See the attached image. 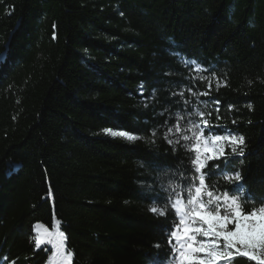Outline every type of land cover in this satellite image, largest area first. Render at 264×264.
<instances>
[{"label": "trees", "instance_id": "trees-1", "mask_svg": "<svg viewBox=\"0 0 264 264\" xmlns=\"http://www.w3.org/2000/svg\"><path fill=\"white\" fill-rule=\"evenodd\" d=\"M5 51L0 264H50L37 223L64 232L72 264L166 260L172 210L149 208L190 174L183 142L164 139L177 113L182 128L199 111L206 136L242 135L244 155L208 183L234 188L223 175L238 170L264 199V0H0Z\"/></svg>", "mask_w": 264, "mask_h": 264}, {"label": "snow or ice", "instance_id": "snow-or-ice-1", "mask_svg": "<svg viewBox=\"0 0 264 264\" xmlns=\"http://www.w3.org/2000/svg\"><path fill=\"white\" fill-rule=\"evenodd\" d=\"M7 55V51L0 53V62L6 61ZM182 62L185 65L192 63ZM211 86L209 82L208 88ZM196 115L198 122L188 121L190 126L182 128L181 121L185 117L177 113L174 124L164 133L169 145H181L183 142L181 146L189 153L190 174L185 177L178 170L177 180L169 181L167 186L162 183L160 190L165 193L164 203L157 206L154 202L149 208L158 216L167 217L168 209L173 214L172 220L164 226L170 249L168 257L163 261L155 260L153 264H235L237 258H244L249 264H264V199L257 205L254 198L247 195V190L240 183L242 176L238 170L223 175L225 181L235 185L231 189L221 191L217 181L209 185L207 180L209 176L223 174L230 157L244 155L245 139L242 135L232 134L206 136L209 121L203 112L198 111ZM156 131L152 130L153 137ZM112 134L128 140L138 138L124 131ZM173 135L175 140L168 138ZM212 161L221 163L212 164L211 169L205 172ZM216 169L220 172L217 173ZM249 204L251 206L246 210L245 206ZM34 227L37 233L35 247L47 244L54 250L49 257L50 264L56 260L60 264H72L73 253L67 250L64 232L53 233L39 223Z\"/></svg>", "mask_w": 264, "mask_h": 264}, {"label": "rangeland", "instance_id": "rangeland-1", "mask_svg": "<svg viewBox=\"0 0 264 264\" xmlns=\"http://www.w3.org/2000/svg\"><path fill=\"white\" fill-rule=\"evenodd\" d=\"M113 133V131H111V132H107V134L109 135V136H111V137H122V136H119V135H113L112 134ZM122 138H125V137H122ZM125 139H127V138H125ZM41 231H43V229H41ZM37 235V233H36V231H35V236ZM54 264H60V261L59 260H56V261H54Z\"/></svg>", "mask_w": 264, "mask_h": 264}]
</instances>
